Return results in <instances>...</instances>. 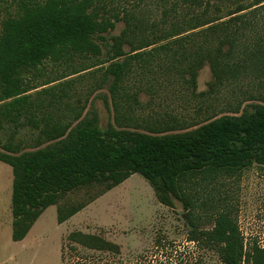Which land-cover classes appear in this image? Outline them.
<instances>
[{"label": "trees", "instance_id": "obj_1", "mask_svg": "<svg viewBox=\"0 0 264 264\" xmlns=\"http://www.w3.org/2000/svg\"><path fill=\"white\" fill-rule=\"evenodd\" d=\"M183 2L203 9L169 33L159 35L160 29L147 34V28L136 23L135 14L124 11L126 29L114 40L113 58L125 59L106 69L114 76L111 92L115 106L119 105V90L134 61L147 69L155 60L161 61V69L174 72L193 89L197 88L198 70L206 59L214 76L211 90L217 85L233 86L252 67L263 72L256 78L264 76V31L254 41V48L239 44L248 38V31L257 32L253 30L256 25L264 27V0L239 4L225 16L218 5L210 11L209 2L205 5L204 0ZM116 6L114 0H20L0 23V111L6 102L13 107L20 105L31 90L20 75L21 69L37 67L49 57L60 60L101 55L97 38H104L103 34L120 20ZM193 35H202L206 43L217 46L198 47L191 54L187 45ZM138 36L141 39L134 44L130 38ZM124 42L132 44L129 53L122 49ZM262 85L257 87L258 93L250 87V93L244 94L257 101L252 112L239 113L237 106L235 114L211 118L174 133L113 127L102 131L96 116L82 117L80 113L74 116L76 125L44 119L42 135L52 142L47 147L32 152L0 151V161L12 167L14 176L12 239L26 238L37 219L55 204L56 193L106 182L103 195L139 173L160 203L171 207L174 199L182 202L191 226L187 243L178 244L159 233L151 249L129 261L118 243L99 234L72 231L61 250L65 264H208L210 250L217 251L220 264H264V245L246 243L235 207L222 195L226 180L241 177L253 164L264 166ZM85 206L78 205L66 214L59 211L58 222L64 223Z\"/></svg>", "mask_w": 264, "mask_h": 264}, {"label": "rangeland", "instance_id": "obj_2", "mask_svg": "<svg viewBox=\"0 0 264 264\" xmlns=\"http://www.w3.org/2000/svg\"><path fill=\"white\" fill-rule=\"evenodd\" d=\"M253 1L204 0V3L209 2L210 11H214L216 5L220 6L223 9L221 15L225 16L237 5L246 6ZM19 2L0 0V23ZM114 4L120 11V20L116 21L114 29L103 34L104 38H97L101 55H76L60 60L49 57L37 67L21 69L20 75L31 90L20 105L13 107L6 102L1 107L0 151L32 152L47 147L52 142H47L42 135L46 118L76 125L74 116L80 113L82 117L96 116L102 131L113 127L145 133L162 130L174 133L192 129L211 118L235 114L237 106L240 107L239 113L254 110L257 101L244 94L250 93L247 90L251 88H254L251 89L253 93H258L257 87L264 86V76L263 80L256 78L263 73L260 68H250L249 74L243 73V78L233 86L217 85L211 90L214 76L208 59L198 70L196 89L174 72L169 74L161 69V61L155 60L149 69L134 61L131 73L119 90V105L115 106L111 92L114 76L107 74L106 69L111 63L125 59V56L113 58L114 40L126 29L124 11L135 14L136 23L142 29L147 28V34L151 35L152 29H160L159 35L169 33L178 23L190 19L203 8H193L183 0H114ZM252 18L256 20V16ZM259 24L254 29L252 27L257 32L248 31V38L239 44H250L251 49L254 48V41L264 31ZM130 39L138 44L141 36ZM131 46L130 42H124L122 49L129 53ZM215 46L217 44L206 43L202 35H193L187 45L191 54L198 47ZM226 50L228 46L224 47ZM185 77L188 79L189 75ZM258 80L262 81L261 85ZM260 91L264 92V89ZM12 179V167L0 161V264H65L61 250L72 231L99 234L118 243L124 258L129 261L151 249L159 233L166 234L178 244L187 243L191 226L182 202L174 199L171 207L160 203L152 186L139 173L99 199L96 198L107 188L106 182L56 193L55 204L38 218L26 238L14 241ZM222 193L235 207L246 243L257 241L264 245V166L253 164L241 177L226 180ZM81 204L86 206L80 212L62 224L58 222L59 211L66 214ZM207 262L220 264L217 251H208Z\"/></svg>", "mask_w": 264, "mask_h": 264}, {"label": "crops", "instance_id": "obj_3", "mask_svg": "<svg viewBox=\"0 0 264 264\" xmlns=\"http://www.w3.org/2000/svg\"><path fill=\"white\" fill-rule=\"evenodd\" d=\"M13 178H14V176H13ZM13 180V179H12ZM12 186H13V182H12ZM117 187V186H116ZM114 189V188H113ZM109 192V191H108ZM107 193V192H106ZM105 193V194H106ZM104 195V194H103ZM103 195H101V196H103ZM101 196H99V197H97L96 199H99ZM44 213V212H43ZM38 220V219H37ZM35 224V223H34ZM33 227V226H32ZM13 232V231H12ZM30 232V231H29Z\"/></svg>", "mask_w": 264, "mask_h": 264}]
</instances>
